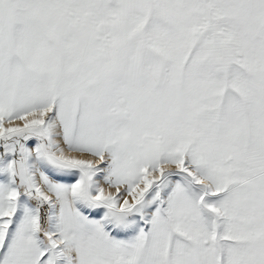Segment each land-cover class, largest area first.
Returning a JSON list of instances; mask_svg holds the SVG:
<instances>
[{
  "label": "snow or ice",
  "instance_id": "1",
  "mask_svg": "<svg viewBox=\"0 0 264 264\" xmlns=\"http://www.w3.org/2000/svg\"><path fill=\"white\" fill-rule=\"evenodd\" d=\"M0 264H264V0H0Z\"/></svg>",
  "mask_w": 264,
  "mask_h": 264
}]
</instances>
